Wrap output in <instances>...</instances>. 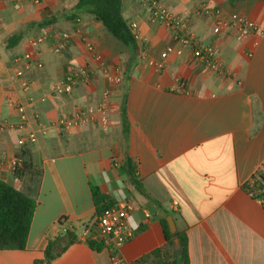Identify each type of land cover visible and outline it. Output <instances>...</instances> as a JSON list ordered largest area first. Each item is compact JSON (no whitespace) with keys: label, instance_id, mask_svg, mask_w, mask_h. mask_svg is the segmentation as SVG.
I'll list each match as a JSON object with an SVG mask.
<instances>
[{"label":"crops","instance_id":"crops-1","mask_svg":"<svg viewBox=\"0 0 264 264\" xmlns=\"http://www.w3.org/2000/svg\"><path fill=\"white\" fill-rule=\"evenodd\" d=\"M0 0V179L29 191L36 201L26 248L0 250V264H47L50 242L74 231L78 240L62 251L54 247L50 264H114L105 248L93 250L81 236L96 217L92 187L132 210L133 237L115 264H131L166 245L161 220L173 212L178 231L188 238L190 264H264V206L243 186L264 164V3L247 0L231 7L225 0H165L175 14L189 19L203 44L215 45L224 72L211 71L184 48L165 67L156 62L174 44L166 27L152 23L143 0H123L122 14L139 37V54L122 50L90 15L60 19L78 0ZM205 1L210 13H196ZM245 17L262 32L240 39L235 29L215 34L216 16ZM69 32L73 42L61 54L44 44L43 68L25 67L31 88L24 92L14 59L31 49L34 37ZM23 33L20 43L6 40ZM89 44L109 66L104 70ZM89 67L91 79L71 95L53 94L70 69ZM27 103L28 129L38 140L28 145L32 174L19 178L12 162L20 132L14 101ZM109 104L81 126L60 131L56 120L80 107ZM129 131H124L122 107ZM131 158L143 191L124 169ZM176 205L174 206V204ZM147 264H158L151 258Z\"/></svg>","mask_w":264,"mask_h":264},{"label":"built area","instance_id":"built-area-1","mask_svg":"<svg viewBox=\"0 0 264 264\" xmlns=\"http://www.w3.org/2000/svg\"><path fill=\"white\" fill-rule=\"evenodd\" d=\"M148 5L150 21L166 27L171 31L174 44L166 47L160 56V60L156 62L158 69L165 67V60L172 55H180L184 48H189L192 57L198 63L202 64L211 71L224 72L225 66L219 58L218 48L215 45L203 44L190 28L189 19L179 14L173 13L167 6L165 0H143ZM227 1V0H225ZM39 2L38 0L36 1ZM16 8L21 6V2L16 0ZM196 13L209 14L210 9L205 1H201L194 9ZM235 29L240 39L248 37L252 34H260L262 32L258 23L251 21L245 17H239L235 20H227L224 16L217 15L213 32L221 34L227 30ZM137 39L139 37L136 35ZM73 42V37L69 32H61L59 34L45 33L40 34L32 40L31 49L14 59L16 68V76L20 81L21 89L27 92L31 88V81L26 77L25 67L43 68V63L39 58V51L44 44H50L53 51L61 54ZM88 51L95 60L101 63L104 70H108L109 66L103 60L97 48L93 44L87 46ZM92 71L89 67L73 68L53 87V94L71 95L75 91L78 83L87 82L91 79ZM13 107L18 114V121L11 127L20 132L17 140L19 148L35 144L38 140L36 132L28 129L27 103L14 101ZM109 104L104 101L99 108L80 107L73 114H61L56 125L60 131H64L73 126H81L94 119L97 114L103 121L108 119ZM21 165V160L16 158L12 162V170H16ZM261 176L263 179L261 180ZM261 180L260 190L251 191L249 194L256 197L264 206V164L258 169L253 176ZM176 203L174 204V206ZM132 207L125 202L117 203L114 208L106 213L96 216L94 220L87 225L81 236L86 240L103 243L105 248L111 253V259L115 264L117 262L120 249L134 236L132 229L128 225V218Z\"/></svg>","mask_w":264,"mask_h":264},{"label":"trees","instance_id":"trees-1","mask_svg":"<svg viewBox=\"0 0 264 264\" xmlns=\"http://www.w3.org/2000/svg\"><path fill=\"white\" fill-rule=\"evenodd\" d=\"M247 0H227L228 4L235 8L240 3ZM264 3V0H259ZM123 0H78L77 4L62 18L49 17L46 20L34 24L37 27L48 26L60 19L67 21H76L81 15H90L94 20L100 23L107 34L123 44L130 50L132 55L139 54V43L131 25L126 21L122 14ZM23 38V33L10 36L6 40V48L16 47ZM122 118L124 122V131L127 135L129 131L128 120L125 113V107H122ZM17 160H21V165L14 170L17 177L23 178L26 174H32V157L29 146L18 149L16 153ZM124 169L129 174L132 183L138 190L143 191L137 167L131 158L124 161ZM263 177L261 176V180ZM261 180L252 177L244 186L248 193L260 190ZM92 194L96 207V216H100L111 210L117 204L110 196L102 193L99 188L92 187ZM257 200L256 197H253ZM36 201L29 191L17 189L0 179V250L16 249L24 250L26 248L28 234L30 231ZM173 212L165 210L161 225L164 230L166 245L163 248L155 250L131 264H147L154 258L158 264H190L188 252V238L186 233L178 231L171 234L167 222V217L172 216ZM179 241V246H175V240ZM78 240L74 231L67 230L64 235L50 242L45 254L46 263L50 264L55 257L54 247H60L64 251L69 244ZM90 247L95 251L105 249L103 243L92 240L87 241Z\"/></svg>","mask_w":264,"mask_h":264},{"label":"water","instance_id":"water-1","mask_svg":"<svg viewBox=\"0 0 264 264\" xmlns=\"http://www.w3.org/2000/svg\"><path fill=\"white\" fill-rule=\"evenodd\" d=\"M166 219H167L169 230H170L171 234H176L177 227H176V223L174 221V218L172 216H168ZM175 246L176 247L179 246V241L177 239L175 240Z\"/></svg>","mask_w":264,"mask_h":264},{"label":"rangeland","instance_id":"rangeland-1","mask_svg":"<svg viewBox=\"0 0 264 264\" xmlns=\"http://www.w3.org/2000/svg\"><path fill=\"white\" fill-rule=\"evenodd\" d=\"M246 38V37H245ZM115 40V39H114ZM118 44H120V46L122 47V50H128V51H126V52H130V50L129 49H127L123 44H121L120 42H118V41H116Z\"/></svg>","mask_w":264,"mask_h":264}]
</instances>
